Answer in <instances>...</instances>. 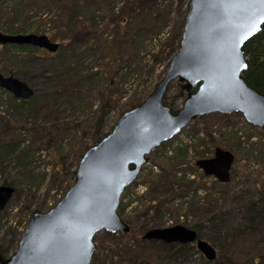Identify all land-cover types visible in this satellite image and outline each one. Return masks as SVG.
<instances>
[{"label": "water", "instance_id": "water-1", "mask_svg": "<svg viewBox=\"0 0 264 264\" xmlns=\"http://www.w3.org/2000/svg\"><path fill=\"white\" fill-rule=\"evenodd\" d=\"M262 14L264 5L259 0H189L179 50L162 80L140 105L117 119L111 132L86 150L74 183L63 198L48 211H37L30 217L17 251L10 257L0 252V264H92L98 232H130L119 213L121 196L155 148L192 121L213 113H241L248 123L263 128L264 93L243 77L248 69L244 46L261 31ZM0 43L32 45L50 52L59 47L47 35L35 33L0 31ZM175 80L181 86L180 96L185 97L176 112L165 103ZM0 88L18 99L28 100L34 95L26 82L1 72ZM234 161V153L218 147L213 158L200 159L197 166L206 176L229 183ZM14 192L12 186H0V210ZM144 238L196 243L207 260L217 258L215 248L184 225L151 229Z\"/></svg>", "mask_w": 264, "mask_h": 264}, {"label": "rangeland", "instance_id": "rangeland-1", "mask_svg": "<svg viewBox=\"0 0 264 264\" xmlns=\"http://www.w3.org/2000/svg\"><path fill=\"white\" fill-rule=\"evenodd\" d=\"M57 1L66 7L69 5L65 0ZM184 1L119 0L117 12L118 15L127 18L126 21L118 22L115 19L117 21L107 26V20H104L100 24L101 35L103 40L107 41V48L114 46V50L119 52V58L124 62L120 65L121 74H118L116 82H113V87L120 91L121 100L114 105V110L106 118V131H110L115 124L123 105L152 92L165 75L169 61L179 48L177 33L183 20ZM134 3L137 9L144 3L145 11L140 12L135 18H128ZM45 17L36 21L43 22ZM45 26L42 28L51 27V23ZM0 30L5 33L1 26ZM134 34H138L141 42ZM42 51L29 46V50H24V53L42 54ZM3 53L4 51L0 53L1 72L5 64L3 60L6 59ZM133 69L137 70L135 74L131 73ZM21 70L25 71L22 68ZM39 86L47 89L45 83ZM179 93L180 87L176 82L172 83L168 103L174 100L172 104L178 109L183 104ZM6 103H9V106L14 105L10 99H0L2 110L0 117H8L11 120L12 112L3 115L9 109ZM1 105L7 109H1ZM201 119L193 121L182 133L167 142L169 145L165 151L160 147L149 156V162L127 193L130 197L125 200L126 203L124 202L127 204L131 198H133L131 201L135 202L133 209L128 208L126 211V218L132 216L136 219L135 225L152 227L155 223H161V227L158 225L152 229L176 224L190 227L194 222H203L216 214L222 217L218 219L229 228L240 223L238 217L244 214L242 204L253 198L259 189L257 184H260L261 162L264 158V128L252 126L239 113ZM70 121L69 119V124ZM67 132L69 133L67 140L61 141L53 148L43 145L46 140L41 145L37 142V146L29 153L27 168L8 164L5 166L6 169L0 171V186L6 180L12 182L16 189L8 205L4 210H0V246L7 251L6 256L17 251L33 212L49 210L74 182L57 172V167L63 166L62 158L66 159L67 165L72 166L75 163L77 148L72 149V143L76 132L74 129ZM27 138L31 140L32 135ZM28 143L32 144L31 141ZM218 147L231 151L236 157L231 171V181L226 184L220 183L214 176H205L203 170L196 164L200 159L213 158ZM164 158L178 161L169 170L168 167L166 169L165 166H161ZM157 206L167 207L165 211H159ZM154 218H159L160 222ZM212 229L208 228V231ZM240 229H245L244 223ZM222 235L226 236L225 233ZM96 236L104 243V247L97 251L99 264H137L135 258L123 249V241L129 242L127 237H114L107 235L105 231L99 232ZM132 242L129 245H133ZM136 247L135 243L129 253L136 250ZM143 247L148 249L149 246L147 244ZM214 247L219 255V247L217 245ZM166 253V250L159 253L161 259L157 264H206L207 261L195 243L194 248L186 252L184 257H171L172 254L168 256ZM139 254L140 252H136L135 255Z\"/></svg>", "mask_w": 264, "mask_h": 264}, {"label": "trees", "instance_id": "trees-1", "mask_svg": "<svg viewBox=\"0 0 264 264\" xmlns=\"http://www.w3.org/2000/svg\"><path fill=\"white\" fill-rule=\"evenodd\" d=\"M65 1L69 3L67 7L57 0H0V26L5 33L47 34L60 42V48L56 53L42 51V54L33 52L29 55L24 53V50H29V46L26 45L0 46V53L4 51L3 54L6 55V59L3 60L4 68L1 67L4 74L18 77L34 89V95L29 100L17 99L8 91L0 89V99L7 98L14 102L11 106L6 103L9 109L3 114L12 112L11 120L8 117H0V171L6 169L5 166L8 164L27 168L29 153L37 146V142L41 145L46 140L43 145L53 148L61 141L67 140L69 137L67 131L74 129L76 133L72 149L77 148L75 163L72 166L67 165L66 159L62 158L63 166L57 167L59 174L74 181L79 160L90 146L99 142L108 133L105 129L106 118L114 110V105L121 100L120 91L113 87V82L115 83L116 76L121 74L120 65L124 62L119 58V52L114 50V46L107 48V41L103 40L100 31V24L104 20H107V26L117 20L126 21L127 18L118 15L119 0ZM187 3L188 0H185L177 44L182 35ZM143 7L144 3L137 9L134 3L128 18H135L140 12L145 11ZM43 16H46L43 22L36 21ZM47 23H51V27H47ZM44 25L47 28H42ZM137 35L134 34V37ZM137 40L140 41L138 36ZM244 49L249 63L247 71L244 72L245 79L250 86L264 92V25L262 30L246 43ZM136 72L137 70L133 69L131 73ZM39 83H45L47 89H42ZM148 94L123 105L119 115L139 105ZM165 100L169 104L168 95ZM173 101L169 105L176 110L178 107L172 104ZM1 106V109L6 108ZM211 116L222 117L219 114L208 117ZM29 135H32L31 140L27 138ZM168 145L164 143L161 150L165 151ZM177 161L178 159L164 158L161 166L171 170ZM261 170L260 184H257L258 192L242 204L244 214L239 215L238 226L232 225L229 228L218 219L222 217L217 214L203 222L196 221L190 226L197 231L199 238L219 247L220 254L217 259L212 262L205 261L206 264H264V158ZM155 181L158 182L156 179ZM3 185L14 184L5 180ZM131 199L127 204L122 203L119 208L131 231L128 234L107 232L106 234L127 237L129 242L123 241V249L135 258L137 264H157L161 259L159 253L162 250H166L167 255L172 254L171 257H184L186 252L194 248L192 244L144 239L143 236L149 229L158 225L161 227V223H155L152 227L137 226L136 219L132 216L126 218L127 209L133 207L134 201ZM166 207H158V210L165 211ZM154 219L160 222L159 218ZM242 223L245 229L241 230ZM208 228L213 229L208 231ZM95 240L98 249L104 247V243L98 240L97 236ZM131 241L134 242L133 245H129ZM135 243L136 250L129 253ZM147 244L148 249L143 247ZM0 251L7 255L2 246ZM136 252L140 254L136 256ZM97 258L96 252L93 264H99Z\"/></svg>", "mask_w": 264, "mask_h": 264}, {"label": "snow or ice", "instance_id": "snow-or-ice-1", "mask_svg": "<svg viewBox=\"0 0 264 264\" xmlns=\"http://www.w3.org/2000/svg\"><path fill=\"white\" fill-rule=\"evenodd\" d=\"M259 3L262 4V5H264V0H259ZM261 19L264 20V14H262ZM254 30H255V28L252 29V31H254ZM252 31H249L248 32V35H251L252 34Z\"/></svg>", "mask_w": 264, "mask_h": 264}]
</instances>
